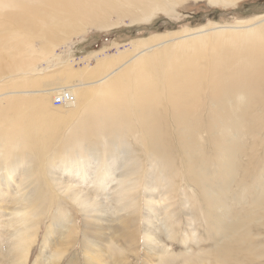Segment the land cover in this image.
<instances>
[{
	"label": "rangeland",
	"instance_id": "1",
	"mask_svg": "<svg viewBox=\"0 0 264 264\" xmlns=\"http://www.w3.org/2000/svg\"><path fill=\"white\" fill-rule=\"evenodd\" d=\"M193 1L194 0H169L170 4L167 12L161 10L150 21L144 22L141 20L129 21L128 18H125L124 21H122L121 19L120 21H116L117 16L113 14L110 17L111 21H107L105 27L102 28L93 26L88 30V32L80 37L73 36L65 42H54V45L50 47L48 52L45 50L44 46L50 43L49 41L51 39L49 36L43 37L39 33L30 32L29 30L19 28L16 25L13 26L14 28H11L16 31V35H18V37L20 36L21 44H19L18 49H14L15 51H12V49H10L8 51V54L11 55V51L14 54H29V65L24 66V68L28 69L26 72H21L19 75H14L13 78L10 76V78H7L3 82H0L3 83L0 86V92L4 89L3 91L9 90L10 92H13L14 90H22L24 92L25 90L32 91L29 93H37L35 96H37L38 99L35 98V101L32 105L37 107L35 112L41 114V121L34 120L30 115H25L22 117L23 119H18L12 126H22L23 123L25 125H30V127L47 126L48 129L46 130V132L52 130L55 133L57 132V135H53V144L49 147V153H46L47 155L45 156V158L41 154H38L36 152V144H28L27 146L33 147H25L22 151H19L15 156L25 157L23 161H19V163L16 164L17 170L12 174V177L10 179L8 177L6 178V173L3 174L7 170L6 169L4 171L3 169H5L10 164L6 163V160L4 159V163L2 162V167L0 166V176L2 177V179L0 177V197H3V199L2 197L0 198L2 199V202L0 203L4 204L3 207L5 209L4 213L0 215V264H90L88 262L91 259L88 258L90 257V254H93V258L98 259L101 264H264V173L261 169V167H263L264 169V166H262V164L264 165V142H261L263 143L261 146V143L259 142L261 140H258L260 139V137H262V135L264 137V130H262V132L260 130V126H262V128L264 129V125H262L264 120L263 122L261 120L259 121L260 113H258L259 118L257 117V121L261 123L258 122L256 124L253 122V125L255 124L254 126H251V122L253 121H251L250 119L251 116L249 115V117L246 113L249 117L248 119H250L251 121L248 122V125L252 130L255 131L249 129V126H246L248 128L244 127V123L242 122L244 121V119L242 120L239 116H244L245 114H241V112L238 116L240 120L234 117L235 126L229 125V127L232 128V130L230 131L226 123L227 119L224 118L223 120V118L219 115L220 120L224 121V124H226L220 125L221 122L217 118L218 115L216 117L215 114V117H213L217 119H213V117L210 116L211 114H209L208 110H211L210 108L211 106L213 107V105L211 103H207L209 106L207 104H203L205 106H203V108H205L206 110L205 114L203 115L206 117L209 115V119L211 118V122L206 117H203L205 120L204 122L201 121V123L203 122V129H201L202 131L199 130V132L203 134L202 138V134L199 133L201 134L199 135L201 147H194V152L191 147L184 146L185 144L184 142H182L183 140L178 134L177 127L179 126L176 127V120L173 115L171 116L172 106H170L171 104L168 102V88L165 87L166 91L163 88L159 92V98L156 100L159 102L158 105L153 106L155 108L154 110H157L156 114L161 118L158 119V124L160 125V139L158 138L157 140V143L159 145L157 152H160L161 154H154L152 151H149L148 148L150 144L151 146L153 145L151 143L150 137L154 134V132L152 131L148 134L146 130L143 129V123L140 122V119L138 118V112L134 102L130 105L134 108H130L129 113H124L123 116L120 117V121L112 120L111 117H113V114L111 115L109 106H102L101 116L97 115L93 109V106L95 105L92 99V97L94 96L93 94H90V98L87 99L90 101V103L88 102L87 105L88 109H83V104H85V101H83L81 104L80 101L82 100L79 99L78 109L76 111H70L71 107L68 108L62 105H55L53 103V98L54 95H56V92L51 91L50 93L45 95L43 93H40L47 88H61L64 86L73 87V85H75V91L77 95L80 91L82 93L87 89H91L90 86L94 85L91 84V82H94V80L97 81L104 74L112 71L117 67H120L122 64L123 66H125V64H128V56H133L137 51L144 48L145 44L141 42L143 38L149 39L153 36H162L164 34L167 35V38H170L172 37V35L181 36L182 34H184V31L180 30L193 31L194 29L208 25L212 22L232 25L237 23V21H254L260 19L261 17H264V0H243L242 2L238 1L237 4L234 5H211L208 4L205 0H197L195 2ZM8 13L9 12H6L5 10L2 12V15L4 16L0 17V19L6 20L2 21V23H12V18L8 16ZM2 23L0 24V30L1 32L6 33L8 29H3V27H1ZM156 33L160 35H157ZM207 39L208 42L204 45L203 50L200 52L203 55L202 58L206 62L210 61L212 54L211 52L214 47V44L211 42L214 40L213 37L211 39ZM14 43H17V41L12 42L11 45ZM33 48L36 50L34 54L30 53ZM161 48L163 49V47ZM174 49L175 46H170V50L173 51ZM96 50H99L101 52L98 57L90 54L91 52H94ZM156 50L157 49H155L154 46L150 50V54L151 52L154 54V51ZM156 52V54H160V56L163 55V52L161 51L160 53L159 51ZM150 54L148 53L147 55ZM110 57H119L121 61L116 62L113 65H103L101 67L98 66L99 61ZM166 57L175 58V54L168 53L166 54ZM204 60L200 61L203 62ZM164 65L165 64H159L157 66L160 67L159 73H157L158 76L161 74L160 71L164 68ZM206 65H209L211 67L210 63H207ZM209 66L208 68L206 67L208 69V72L205 74L206 76H204L205 79H209ZM69 74H75V78H69ZM14 79H16V83H12V80ZM80 82L83 83L80 84ZM128 82L129 81L120 80L121 86L130 89V94L135 95L137 89L135 87V84L131 83L130 85H127ZM159 85L160 87L163 86L161 80ZM92 89L95 88L93 87ZM25 94L26 93H20V91H18V93H16L15 95L16 98H19L20 100L29 98V96H26ZM10 97H12V94L7 93L6 96L0 97V101ZM202 99H207L209 102L208 98L203 97ZM262 103L264 104V101ZM258 106L259 105H255L256 108ZM262 108L264 109L263 106ZM53 112H59L61 116H55ZM74 112H77V114L69 118L63 115ZM92 112L95 113V120H93ZM206 113L208 114L206 115ZM261 115V118H264V114ZM245 119H247V117ZM217 120H219L218 123L220 124L216 123ZM3 123H5L6 125L2 127V129L6 130L7 126L10 124V120H3ZM249 123H251V125ZM208 124L210 125V127ZM245 124L247 125V122ZM258 124H261L259 125V128ZM127 125H130V129L125 128ZM103 127L106 128L102 130L101 128ZM205 127L206 131H208L206 132L207 134L204 133ZM220 127H222V130H220ZM225 127L228 128L227 130L230 132L229 134H227V130H225ZM242 128H246V130L243 129L245 130L243 131ZM223 129L224 131H226V134L224 133V136L226 137H224L223 134H218L217 136L216 132L221 133ZM210 131L212 133H210ZM250 131L252 135H250ZM102 132L105 135L104 137L103 134L97 135L98 133ZM160 132H162V134ZM260 132L261 136L257 137L256 134L258 133V135H260ZM231 133H233V135ZM82 134L88 135L86 137H81L80 135ZM118 134L119 136L117 138ZM234 135L238 138H234ZM252 136L255 140L257 138L258 139L255 141ZM136 137L138 138V140ZM240 138L242 140H240ZM77 139H83L84 146H82ZM237 139H239V143H237ZM261 139L263 140L264 138ZM44 140L45 139L41 141ZM103 140L114 141L113 144L118 143V146L110 145V143L108 145L107 141ZM140 140L142 141V143ZM202 140H204L205 142ZM201 141L203 142L204 146ZM215 141L218 142L216 143ZM227 141L229 143H227ZM257 141L259 144L257 143ZM105 142L107 144H105ZM211 143L213 144L211 145ZM247 143H249V146L245 145ZM254 143H257L261 148H257V144L253 146ZM67 144L69 146H75L77 148L88 147L89 149L85 150L86 153H91L98 156V160H95V162L91 166L92 170H88L90 174L87 175V177L81 176V172L78 174V176L81 178L85 177V180L83 181L78 180L80 179L78 176L69 177L65 169H62L61 174H63V172L64 174H67H63L64 176L62 175V177L59 173L61 170L58 169L57 171V169H55L57 173H59L60 177H62V179H66V182L69 185L76 186L77 189L80 187L83 188L80 189L84 192L86 191L93 199H95V202L97 201V204H99L98 208H91L88 200L85 199H69L71 193L64 191L62 185L58 184L53 177L54 174H57L55 173L56 171H54L53 166V171H49V169H51L49 161L52 162L51 158L54 156V154L56 155V152L63 151ZM103 144H105V147ZM250 146H252L255 150L251 147L253 150L252 151ZM98 147L100 148V151H97V149L99 150ZM110 147L113 148L110 149ZM223 147L227 149L224 148L223 150ZM241 147L243 150L241 149ZM122 148H124V150ZM189 148L191 149L190 152L188 151ZM113 149L118 150L121 155L119 161L113 164L112 172L115 174V177L114 174H111L109 176L104 172L105 170H108L106 167V163L108 161L107 156L112 153ZM163 149H165L166 151ZM239 149L240 151H238ZM247 149L248 151H246ZM260 149L262 150L259 151ZM197 150L201 151L198 152ZM204 151L206 154H203ZM230 151L234 152L235 154V157L231 160L228 156V153ZM243 151L245 152L243 153ZM187 152L191 153V155H189ZM199 153H201V155ZM221 153H224V156L223 154L221 155ZM225 155H227L228 157L226 158ZM222 156L225 159L221 161ZM11 157L14 158V156ZM237 158L238 160H236ZM261 158L262 160H259ZM42 159L47 161L43 163ZM98 161L101 162V165L105 164L106 166H99L100 163ZM154 161H156V163H154ZM191 161H193L194 164ZM231 161L233 163H231ZM23 162L25 163L23 164ZM53 162V165L55 164V162H58L55 165L61 163V161L57 157L53 159ZM259 162L261 165H259ZM247 163L249 164L246 165ZM152 164L154 166L156 164L157 165L154 167L151 166ZM230 164H232V166L234 165V170L232 173L226 174V172L223 171L224 168H221V166H224L226 168V166ZM55 165L54 167H56ZM59 165L61 166V164ZM122 165H124L125 167ZM97 166H99L100 168H97ZM254 167L257 169H255ZM97 169L102 170L100 171ZM116 170L118 174L115 173ZM124 171L125 173L123 174ZM153 171L155 172L153 173ZM162 171L164 173H162ZM99 172H104L106 178L105 176L103 177V174ZM151 173H153L154 175L158 174V177L155 176L158 182L155 180L153 174ZM125 174L127 176H125ZM208 174L210 175L209 177H207ZM3 175L5 177H3ZM50 175L52 176L51 178ZM95 175H97L96 177L100 176L101 178L98 177V179H96V177L94 178ZM118 175L120 176V179ZM203 176L208 179H203ZM68 177L72 179L69 180ZM76 177H78L77 180ZM88 177L92 179H89ZM110 177L113 180L117 178L119 180L112 181L110 180ZM164 177L165 179H163ZM5 178L8 180H6ZM51 179L55 181H52ZM18 180L20 181V183ZM72 180H74L75 182L72 183ZM121 180L123 181V183ZM124 180H126L127 185H125ZM8 181H11L12 184ZM87 181L90 182L87 183ZM111 181L114 183H110ZM76 182L78 185L80 184L79 187ZM131 182H135V184L133 183L135 185H133L134 187L132 186L133 188H131ZM222 182L225 185H223ZM74 183L76 185H74ZM256 183L258 184V186ZM5 184L8 186H6ZM16 184H18L19 189ZM101 184L103 185L102 189L100 188ZM118 184H123L124 187L126 186V191L128 189V192L125 193V189L123 186L122 188L121 185L120 187L124 190H121L119 188L117 192L115 188L119 186ZM216 184H218L220 187L218 185L217 187ZM222 185L223 187L221 188ZM246 185H248L249 187ZM84 187L86 188V190H84ZM97 187H99L100 189H97ZM151 187L156 189L151 190ZM88 189H92L91 191L93 193H91V191H89ZM147 189L150 190L149 193L147 192ZM206 189L208 193H206ZM119 190H121V192L124 194L123 198H121L122 195H119L121 193ZM219 190H221L223 194H221ZM16 191H18L19 194ZM213 191L215 193V198L217 197V200L218 198H221V203H223L225 206L219 203V207L221 205V208H219L218 205L215 204L217 200L215 201L214 196H212L214 194ZM209 192L210 194L212 193L211 196L209 195ZM219 192L221 194L220 196L218 194ZM94 193L95 196H93ZM151 194H153V196H151ZM21 195L24 196L22 197ZM25 195L30 196L31 201H36V205L34 206L36 212L34 213L37 214L36 216L30 218V222L26 226L22 223V221H20V219L16 221L12 214L9 213V209H11L13 212V209L15 207L17 208V206L19 205L18 202L20 196L23 199L26 197ZM207 197H209L211 201L214 200L213 202H211V204L214 203L215 208L218 207L216 211L217 213L218 210H220L221 213L224 212L223 215L225 216H223L222 220L219 217L221 216L220 213H218L219 215L217 214L218 218H220H217V220L215 219L216 217L213 216L215 214L211 215V212L214 213L215 209H212L214 207H212L213 205L209 204L210 199H208ZM117 198H119V200ZM149 198L153 200L150 201ZM148 199L150 203H153L149 204V202L147 201ZM157 200H160V202H158ZM209 205L211 206V208H209ZM60 208L61 212L59 211ZM99 208L101 209L99 210ZM150 208L154 209V212H152ZM206 208L209 209L208 212L206 211ZM7 209L8 211H6ZM207 214L213 216L214 218L208 217ZM112 218L114 219V221H116L113 222ZM149 218L150 220H148ZM5 219H7V223H5ZM214 219L215 221L219 222L212 221L211 223L210 221ZM11 220H15L16 222ZM207 222L211 223V225L207 224ZM248 222L251 229H249L250 227L248 226ZM11 223H14V228L13 226L11 228ZM113 223L116 226H113ZM239 223L240 225L243 224L244 227L245 225L247 226L244 229L245 231L242 232L244 227L242 225L240 226ZM6 224L9 226H7ZM28 225L30 226L29 231H27L29 237L32 234L35 236L32 235V240V237H28L24 243V241H21V237H18L19 234L21 235L19 231L20 229L21 231H23V228L28 227ZM125 225H127L126 228L129 230H127L126 228L123 229L124 227L122 226ZM148 225H151L152 227H149ZM227 225L230 227L227 228ZM220 226L221 230L219 229ZM148 227L150 229H148ZM222 227H226L224 231L227 230V233L222 231ZM236 227L239 229H237ZM97 228L102 229L104 233L98 232ZM121 229H123V231ZM15 230H18V232L16 231L18 235ZM131 230L132 233H135L136 240H134L136 243L134 242V240L129 241L127 239V235H132ZM149 230H152L153 233H151L152 231L150 232ZM14 232L16 233L15 235ZM121 232H127V234L125 235ZM147 232L150 237L152 236L151 239L150 237L148 238V240L146 239L147 237L145 236V233ZM235 232L237 234H235ZM222 233H225L224 236L222 235ZM228 234H230V236H228ZM105 235H107V237ZM220 238H222V240ZM28 240L31 242L28 243ZM146 241H149V243H146ZM86 242L91 245V248H89L88 252V245ZM28 245L30 247H27ZM150 247L155 249V252L157 253H155L156 255L148 254L149 251L150 253H154V249H150L149 251L147 250ZM161 247L163 248V251H161ZM58 249L59 253L57 252ZM164 249L166 250V252L164 251ZM247 249L257 251L254 252V254H247L245 252L241 254V251ZM26 253H28L27 256ZM91 264H93V262H91Z\"/></svg>",
	"mask_w": 264,
	"mask_h": 264
},
{
	"label": "bare ground",
	"instance_id": "2",
	"mask_svg": "<svg viewBox=\"0 0 264 264\" xmlns=\"http://www.w3.org/2000/svg\"><path fill=\"white\" fill-rule=\"evenodd\" d=\"M195 1H197V0H194L193 2H195ZM205 1L211 5H213V4H224V5L231 4V5H234V4H237L238 1L242 2L243 0H205ZM169 4H170L169 0H0V17L4 16V15H2V12L5 10L6 12H9L8 16L10 18H12V23H7V22L2 23V21H6V20L0 19V24L2 23L1 27H3V29H8L6 31V33L1 32V30H0V82H3L5 79L10 78V76L13 78L14 75H19L21 72H26L28 70V69L24 68V66L29 65V54H19V53L14 54L12 52V51H15L16 49H18L19 44H21L20 36L18 37V35H16V31L14 29H11L14 25L18 26L19 28L29 30L30 32H33V33H39L43 37L49 36L51 39L49 41L50 43H48L47 45L44 46L45 50L48 52L50 47L52 45H54L53 44L54 42H57V43H59L61 41L65 42L66 40H69L73 36L80 37V36L84 35L86 32H88V30L93 26L94 27L98 26V27H102V28L105 27L106 22L111 21L110 17L113 14H115L117 16L116 21H120V19L122 21H124L125 18H128L129 21H139V20H141L143 22L144 21H150L161 10L167 12ZM180 31H184V34H182L181 36L172 35V37L167 38L166 37L167 35L164 34L162 36H153L152 38H149V39L143 38L141 42L143 44H145L144 48L137 51L133 56H128V58H127L128 64H125V66H123V64H122L120 67H117V68L113 69L112 71L104 74L97 81L94 80V82H91V84H94V85L90 86L91 89H87V90L83 91L82 93L80 91L78 95L75 91V85H73V87L64 86L61 88L60 87L47 88L40 93H43L45 95V94L50 93L51 91L56 92V95L61 96L62 99L65 100V104L63 106L68 107V108L71 107L70 111H76L78 109L79 99L82 100V101H80L81 104L83 101H85V104H83L84 105L83 109L84 110L88 109L87 105H88V102L90 103V101L87 99L90 98V94H93L94 95L93 97H95V98L92 97V99L95 103V105L93 106L95 113L97 115L101 116L102 106H109L110 111H111V115L113 114V117H111L112 120H120V121H121L120 117L123 116L124 113L127 114V113H129L130 108H134L133 106H130L134 102L135 107L137 108L138 118L140 119V122L143 123V126H142L143 129H145L148 134L152 131L154 132V134L151 135V137H150L151 143L153 144L152 145L153 147L151 146V144L148 147L149 151H152L154 154L160 153V152H157V149L159 146L157 143V140H158V138L160 139V134H159V130H160L159 126L160 125L158 124V119L160 117H158V115L156 114L157 110L155 111L154 110L155 108L153 106L158 105L159 102L156 100L159 98L158 97L159 92L161 89H163V88L165 89V87L168 88V99H169V101L168 100L167 101L171 104V105L170 104L169 105L172 106L171 107L172 108L171 109L172 114L171 113L170 114H171V116L173 115L175 120H176V123H175L176 127L179 126V127H177L178 128V134H179L180 138L183 140L182 142H184V144H185L184 146L185 147L186 146L191 147L194 152H195L194 147H197V148L201 147L199 135H201L202 133L199 132V130L203 129L202 124L205 121L203 117H206L203 115L206 112L205 108H203V106H204L203 104L206 105L207 103H211L213 105V107L210 105L211 110H208L209 114H211L210 116L215 117V114H216V117L218 115L217 118L219 120H220V116L223 118V120H224V118H226L227 119L226 123H227L228 127H229V125L235 126V124H234L235 120L234 119L235 118L239 119V117L242 120L244 119L245 122L242 121L244 123V127L249 126L248 122L250 121V119H251V121L253 120L252 122L250 121L252 123V125H251V123H249L251 126L255 125V124L253 125V122L256 124L260 120L263 122L264 118H261L262 117L261 114H264V112H260V111H264V109L262 108V106L264 107V104L262 103L264 101V92H263V89H264V17H261L260 19H257L254 21H243V20H241V21H237V23L232 24V25H225V24H219L217 22H212L208 25L194 29L193 31H189V30H180ZM157 35H160V34H157ZM212 37L214 40L211 42L214 44V47H213L212 52H211L212 54H211L210 61L206 62L202 58L203 55L200 52L203 50L204 45L208 42L207 38L211 39ZM14 41H17V43H14L11 45V43ZM154 46H155V49H157L156 51H159V53H160V51L163 52L162 56H160V54H156L157 53L156 51H154V54L152 52L150 54V50ZM170 46H172V47L175 46V49L173 51L170 50ZM161 47H163V49ZM10 49H12L11 55L8 54V51ZM35 51L36 50L33 48L30 51V53L34 54ZM207 51H209V50H207ZM100 53L101 52L99 50H96L94 52H91L90 54L94 55L95 57H98ZM148 53L150 55H147ZM168 53H170V54L174 53L175 58L166 57V54H168ZM199 59L204 60V61L201 62ZM119 61H121V59H119V57L118 58L117 57L116 58H113V57L105 58L102 61L98 62V66L101 67L103 65H107V66L113 65ZM207 63L208 64L210 63V65H211V67L208 65L210 68L209 75H208L209 79L204 78V76H206L205 74L208 72L207 71L208 66L206 65ZM159 64H165V65L163 66L164 68L160 71L161 74L158 76L157 73H159L160 67H157V66ZM68 76L71 79L75 78V74H69ZM120 80L129 81L127 85H130L131 83L135 84V87L137 88L136 94L135 95L130 94V89H128L124 86H121ZM160 80H161V83L163 85L161 87L159 85ZM12 83H16V79L12 80ZM82 83L83 82H80V84H82ZM2 84L3 83H0V86ZM93 87L95 89H92ZM3 90H1V92H0V97L6 96L7 93L12 94V97L6 98V99L0 101V116H2V117H0V166L2 167V162L4 163V159L6 160V163L10 164L5 169H3L4 171L7 169L6 172H4L3 174L6 173V178L8 177L10 179L12 177V174L15 173V171L17 170L16 164L19 163V161H23V159L25 157V156L17 157L15 155L19 151H22L25 147H33V146H27L28 144H30V145L36 144V147H35L36 152L38 154H41L45 158V156L47 155L46 153H49L48 152L49 147L53 144L54 140L52 137H53V135L54 136L57 135L56 134L57 132L55 133L52 130L46 132V130L48 129L47 126L30 127V125H27V124L25 125L24 123L22 124V126H17V125L12 126L18 119H21L25 115H30L34 120L41 121V117H40L41 114L36 113L35 110L37 109V107L32 105L35 101L34 99L35 98L38 99L37 96H35L37 93H29L32 91H25V90H24V92L22 90H14L13 92H10L9 90L8 91L7 90L3 91ZM18 91H20V93H26L25 95L29 96V98L21 99V100L19 98H16L15 94L18 93ZM165 91H166V89H165ZM96 92H97V94H96ZM203 97L208 98L209 102L207 99L203 100L202 99ZM256 99H257V102H256ZM254 104L259 105L258 107L260 109L257 107L259 109L258 110ZM77 112L69 113V114H63V115H65L67 118H69L73 115H76ZM240 112H241V114H245V115L244 116L240 115L239 114ZM92 113H93L92 114L93 120H95L96 119L95 113L94 112H92ZM246 113L248 114V116L249 115L251 116L250 119H248L250 116L248 117ZM258 113H260V115ZM53 114L55 116H59V117L61 116V114L59 112L58 113L53 112ZM207 114L208 113H206V115ZM258 115L260 116V118ZM214 117H213V119H217ZM246 117L248 120L245 119ZM257 117L259 118V121H257L258 120ZM263 117H264V115H263ZM38 118H40V119H38ZM206 118L211 122V118L209 119V115ZM6 119L10 120V124L7 126L6 130H3L2 127H4L6 125L5 123H3V120H6ZM226 119H225V121H226ZM219 120H217L216 123H218ZM254 120L257 122H255ZM162 121H163V119H162ZM201 121H203V122L201 123ZM213 121H215V120H213ZM197 122H198V124H197ZM220 122H221V124L218 123L220 125L225 123L222 120H220ZM246 122H247V125L245 124ZM200 123H201L202 128L200 127ZM243 123H242V125H243ZM259 123H261V122H259ZM263 123H262V125H264ZM224 125H226V124H224ZM259 125H261V124H258V128H259ZM213 126H215V125H213ZM239 126H241V125H239ZM123 127H122V129H123ZM209 127H210V125H209ZM237 127H236V129H237ZM260 127H261L260 130L262 132V130H264V129L262 128V126H260ZM105 128L106 127H103L101 129L103 130ZM125 128L130 129V125H127ZM220 128L219 129L222 130V127H220ZM246 128H248V127H246ZM246 128H242V130L243 129L246 130ZM210 129H212V128H210ZM227 129L228 128H226L225 130H227ZM249 129H251V127ZM256 129H257V125H256ZM100 130H99V132H100ZM216 130H218V129H216ZM220 130H218V131H220ZM229 130L231 131L232 128L229 127ZM245 130H243V131H245ZM223 131H224V129H223ZM252 131H255V130H252ZM206 132H208V131H206V127H205L204 133H206ZM222 132L221 133L216 132L217 133L216 135L218 136V134H220V135L223 134V136H224V133L226 131H224L223 133ZM261 132H260V135H258V133L257 134L255 133L257 135V137L261 136ZM160 133L162 134V132H160ZM199 133H201V134H199ZM210 133H212V132L210 131ZM229 133L230 132L227 130V134H229ZM249 133H250V135H252L251 131ZM99 134H103V137L105 136L103 132L98 133L97 135H99ZM164 134H166V133H164ZM231 134L233 135V133H231ZM87 135L88 134H82L80 136L86 137ZM142 135H144V134H142ZM235 135H234V138L237 137ZM118 136H119V134L117 135V138H118ZM140 137H141V135H140ZM176 137H177V135H176ZM210 137H212V136H210ZM224 137H226V136H224ZM254 137H255V135H254ZM254 137L252 136L253 139H254ZM202 138H203V134H202ZM241 138H240V140H242ZM261 138H264L263 135H262V137H260V139L257 138L258 140H261V141H259L260 143L264 142V139L262 140ZM43 139H45L47 141H45V140L41 141ZM77 140L79 141V143L82 146H84L83 145V142H84L83 139L82 140L77 139ZM137 140H138V138H137ZM198 140H199V143H198ZM237 140H238L237 143H239V139H237ZM58 141H59V139H58ZM103 141H107V140H103ZM202 141H204V140H202ZM206 141H208V140H206ZM218 141H215V142L217 143ZM113 142L114 141H107L108 145L110 143V145H117L118 146V143L113 144ZM244 142H247V141H244ZM49 143H50V145H49ZM107 143L105 142V144H107ZM141 143H142V141H141ZM227 143H229V142L227 141ZM257 143H258V141H257ZM105 144H103L104 147H105ZM202 144H203V142H202ZM212 144L213 143H211V145ZM248 144L249 143H247L245 145L247 146ZM256 144L254 143L253 146ZM258 144L256 145V147L261 148V147H259ZM262 144L263 143H261L260 145L262 146ZM209 145H210V143H209ZM203 146H204V144H203ZM251 147L252 146H250V148ZM112 148L110 147V149H112ZM224 148L225 147H223V150H224ZM252 148H251V150H252ZM88 149H89L88 147L77 148L75 146H69L67 144L63 151L56 152V155L54 154V156L51 158L52 162L49 161L51 169H49V168H47V169H49V171L50 170L53 171V169H52V166H53L54 171H56L55 169H57V171H58V169L61 170L59 172L60 174L62 172V169H65V171L68 173L69 177L78 176V174L80 172L82 173V174L80 173L81 176L87 177V175L90 174L88 172V170L91 169V166L93 165L95 160H98L97 155H93L91 153L85 152V150H88ZM122 149L124 150V148H122ZM225 149H227V148H225ZM241 149H242V147H241ZM113 150H112V153L107 156L108 157V161L106 163L107 166L105 164L101 165V162L98 161L100 163L99 166H103V167L106 166L107 167L108 170H105L104 172L106 175H109V176L111 174H114L112 172L113 171V164H115V162L117 163L120 159V156H121L120 152H118V150H114V151ZM163 150H165V149H163ZM183 150H185V149H183ZM190 150L191 149L189 148L188 151L190 152ZM216 150H218V149H216ZM242 150H241V152H242ZM251 150H249V151H251ZM261 150L262 149H260L259 151H261ZM97 151H100V148H99V150L97 149ZM199 151H201V150H199ZM238 151H240V149ZM246 151H248V149ZM263 151H264V147H263ZM224 152H226V151H224ZM244 152L245 151H243V153ZM193 153H192V155H193ZM253 153H255V152H253ZM188 154L191 155V153H188ZM199 154L201 155V153H199ZM203 154H206L205 151ZM222 154L224 156V153H221V155ZM237 154H240V153H237ZM183 155H184V153H183ZM221 155H220V157H221ZM242 155H244V154H242ZM11 156H14V158ZM55 156L57 158H59V160L61 161V163H59V164H61V166L59 164L55 165L58 163V162L57 163L55 162L54 165L56 167H54L53 159L56 158ZM195 156H194V158H195ZM223 156L221 158V161L223 159H225ZM225 156H226V158L229 156V159L231 160L232 158L235 157V154H234V152L230 151L228 153V156L227 155H225ZM204 157H205V155H204ZM250 157H251V155H250ZM236 160H238V158ZM253 160H251V161H253ZM259 160H262V158ZM42 161H43V163H45L47 160L42 159ZM191 162H193V161H191ZM24 163L25 162H23V164ZM154 163H156V161H154ZM231 163H233V162L231 161ZM193 164H194V162H193ZM248 164L249 163H247L246 165H248ZM18 165H20V164H18ZM29 165H28V167H29ZM217 165H218V163H217ZM221 165H222V163H221ZM259 165H261L260 162H259ZM99 166H97V168ZM122 166H124V165H122ZM151 166H154V165L152 164ZM233 166H232V164H230V165L226 166V168L224 166L223 167L221 166V168H224L223 171L226 172V174L227 173L229 174V173L233 172V170H234ZM256 166H257V164H256ZM262 166H264V165L262 164ZM257 168H258V166H257ZM257 168H255V169H257ZM161 169H163V168H161ZM261 169L263 170V173H264L263 167H261ZM97 170H100V169H97ZM57 171L55 173H57ZM170 171H171V169H170ZM203 171H201V172H203ZM104 172L103 173L99 172V173H102L103 177L105 176V178H106V175L104 174ZM150 172H149V174H150ZM154 172L155 171H153V173ZM22 173H23V171H22ZM59 173H57L58 176H57V174L56 175L54 174L53 177L55 178V180L57 181L58 184L62 185L64 191L71 193V196L69 197V199L70 198H73L74 200L85 199V200H88L91 208H93V209L98 208L99 204H97V201L95 202L94 201L95 199H93L86 191L85 192L82 191L81 189H83V188L80 187L81 189L80 188L77 189L76 186L69 185L66 182V179L65 180L62 179V177L67 173L64 174V172H63L64 175L61 174V176L63 175L62 177H60ZM115 173L118 174L117 170ZM124 173H125V171L123 172V174ZM153 173H151V174H153ZM162 173H164V172L162 171ZM93 174H96V173H93ZM97 175H95L94 178ZM171 175H172V173H171ZM24 176H26V175H24ZM125 176H127V175L125 174ZM153 176H154V178H155V176L158 177V174L157 175L153 174ZM209 176L210 175L208 174L207 177H209ZM3 177H5V176L3 175ZM45 177H47V176H45ZM51 177L52 176L50 175V178ZM78 177H76V180ZM85 177H82L83 179L81 177H79L80 179H78V180L83 181V180H85L84 179ZM98 177L101 178L100 176H98ZM98 177H96V179H98ZM114 177H115V174H114ZM116 177H117V175H116ZM118 177L120 179L119 175H118ZM168 177H170V176H168ZM199 177H201V176H199ZM68 178H67V181H68ZM112 178H113V176H112ZM205 178L206 177L203 176V179H205ZM1 179H2V177H1ZM70 179H72V178H69V180ZM89 179H92V178H89ZM119 179L117 178L115 180H119ZM123 179H125V178H123ZM163 179H165V177ZM206 179H208V178H206ZM6 180H8V179H6ZM55 180H52V181H55ZM107 180H108V178H107ZM110 180L115 181V180L111 179V177H110ZM155 180H156V178H155ZM91 181H93V180H91ZM112 181L110 183H114ZM124 181H125L124 182L125 185H127L126 180H124ZM220 181H222V180H220ZM243 181H245V180H243ZM73 182H75V181L72 180V183ZM88 182H90V181H87V183ZM94 182H95V180H94ZM94 182H93V184H94ZM9 183H11V181ZM19 183H20V181H19ZM96 183H98V182H96ZM122 183H123V181H122ZM133 183L135 184V182H133ZM133 183L131 182V184H132L131 188H133L135 186ZM76 184H77V182H76ZM76 184L74 183V185H76ZM16 185L18 186V184H16ZM118 185L119 186H117V187L115 186L116 187L115 190H117V192H118L119 188L121 190L125 189V191H124L125 193L128 192V189L126 191V186L124 187L123 184H118ZM120 185H121V187L123 186L124 189H122L123 187L121 188ZM161 185H162V183H161ZM202 185H203V183H202ZM217 185L218 184H216V186ZM223 185H225V184L223 183ZM223 185L221 186V188L223 187ZM248 185H246V186H248ZM6 186H8V185H6ZM79 186H80V184L78 185V187ZM85 186H86V184H85ZM89 186H91V185H89ZM98 186H99V184H98ZM257 186H258V184H257ZM102 187H103V185L101 184L100 188L102 189ZM98 188L99 187H97V189ZM151 188H152L151 190L156 189L153 187H151ZM2 189H3V186H2ZM18 189H19V186H18ZM14 190H16V189H14ZM84 190H86V188ZM88 190L91 191L92 189L91 190L88 189ZM121 190H119V191L121 192ZM18 191H16V192L19 194ZM21 191H24V190H21ZM149 191L150 190H148L147 192L149 193ZM206 191H207V189H206ZM219 191L221 192V190H219ZM155 192H156V190H155ZM220 192L218 193L219 196L221 194H223L222 192L220 194ZM91 193H93V192L91 191ZM206 193H208V191ZM213 193H214V191H213ZM119 195L120 196L122 195L121 198H123L124 194L121 192ZM209 195L211 196L212 193L210 194V192H209ZM214 195H215V193L212 196H214ZM21 196L23 197L24 195H21ZM21 196L19 198V202L17 200V202L19 204L17 206V208L15 207L13 209V212L11 209H9V208L8 209H9V213L12 214V216L15 218L16 221L18 219H20V221H22V223L25 224V226H26L30 222V218L37 215L36 213H34V212H36V209L34 208V206L36 205V201H31L30 196L25 195L26 197L23 199ZM93 196H95V193ZM120 196H119V198H120ZM151 196H153V194H151ZM119 198H117V199L119 200ZM207 198L210 199L209 197H207ZM214 198H215V196H214ZM2 199H3V197H2ZM2 199H0V202H2ZM98 199H99V197H98ZM149 199L147 200L148 202H149ZM220 199L221 198H218V200H220ZM152 200L153 199H150V201H152ZM160 200L159 201L157 200V201L160 202ZM214 200L216 201L217 197ZM218 200L215 203L218 205V207H219V203L224 205L223 203H221L222 200H220V201H218ZM5 201H6V199H5ZM209 201H210L209 204L213 205L212 207H214L212 209H215V211L213 210L214 213L210 211L211 215L215 214L216 216L215 215H213V216L216 217L215 219L217 220V218H218L217 214L220 213V215L222 217L221 216H219V217L222 220L223 216H225V215H223L224 212L221 213V211L218 210V213H217L216 212L218 209L217 205H216L217 208H215V206H214L215 204L214 203L211 204V202H213V201H211V199ZM158 202H156V203H158ZM152 203L149 202V204H152ZM154 204H155V202H154ZM3 205H4L3 203H0V215L2 213H4V211H5ZM210 205H209V208H211ZM219 208H221V205ZM8 209L6 211H8ZM100 209L101 208H99V210ZM207 209L208 208H206V211L208 212L209 209L208 210ZM151 210H152V212H154L153 211L154 209H151ZM59 211L61 212V208ZM149 213H151V212H149ZM149 215H151V214H149ZM211 215H208V217L214 218ZM144 218H146V217H144ZM147 218H148V216H147ZM220 218H218V219H220ZM258 218H259V216H258ZM215 219L211 220L210 222L211 223H212V221L213 222H219V221H215ZM6 220L7 219H5V221ZM15 220H11V221H15ZM102 220H104V219H102ZM148 220H150V218ZM209 220H207V221H209ZM115 221L113 219V222H115ZM239 221H240V219H239ZM250 221H252V220H250ZM5 223H7V221ZM14 223L13 224L11 223L12 224V225H10L11 228L14 225ZM18 223H19V221H18ZM211 223L207 222V224H209V225H211ZM244 223H246V222H244ZM228 225H230V224H228ZM228 225H227V228L230 227ZM239 225H240V223H239ZM241 225L243 226V224H241ZM7 226H9V225H7ZM113 226H116V225L114 224ZM126 226L127 225L122 226V227H124L123 229H125ZM248 226L250 227L249 222H248ZM149 227H152V226L150 225ZM149 227H148V229H150ZM246 227L247 226L245 225L243 230L241 228L242 232L245 231L244 229ZM13 228H14V226H13ZM20 228H17V229H20ZM220 228H221V226L219 227V229ZM222 228H223L222 231H224V229L226 227L225 228L222 227ZM23 229H24L23 231H21V229H20L21 232L19 231V233H21V235L19 234L18 237H21V241L22 242L24 241V243H25V240L29 237V234L27 233V231H29L30 226L28 225V227H25ZM123 229H121V230L123 231ZM230 229H232V228H230ZM230 229H228V230H230ZM237 229H239V228H237ZM249 229H251V227ZM97 230H98V232L104 233V231H102V229H100V228H97ZM127 230H129V229H127ZM146 230H145V232H146ZM152 230H153V228H152ZM16 231L18 232V230H15V232ZM15 232H14V235L17 233V232L15 233ZM127 232L126 233L121 232V233L126 235ZM224 232L227 233V230H225ZM131 233H132V230H131ZM151 233H153V231ZM217 233H219V232H217ZM237 233H238V231H237ZM237 233L235 232V234H237ZM12 234H13V232H12ZM224 234L222 233L223 236H224ZM17 235H18V233H17ZM32 235L30 237H32ZM33 236H35V235H33ZM105 236L107 237V235H105ZM127 236H128L127 239L129 241H133L134 239L136 240L135 233H132V235L129 234ZM145 236L147 237L146 238L147 240L150 237L148 232L145 233ZM228 236H230V234H228ZM124 237H126V236H124ZM151 237H150V239H151ZM231 238H233V237H231ZM250 238H251V236H250ZM32 239H33V237L31 238V240ZM220 239L222 240V238H220ZM97 240H98V238H97ZM135 240H134V242H135ZM149 241H151V240H149ZM149 241H146V243H149ZM183 241H185V240H183ZM247 241H250V240H247ZM29 242H31V241L28 240V243ZM67 242H69V241H67ZM150 244H149V246H150ZM65 245H66V243H65ZM87 245H88V248H87V252H88L89 248H91V245L89 243H87ZM67 246H68V244H67ZM27 247H30V246L28 245ZM150 249H154V248L150 247L147 250L149 251ZM161 249H162L161 251H163L162 247H161ZM58 251H59V249L57 250V252ZM148 251H146V252H148ZM164 251L166 252L165 249H164ZM256 251L257 250L247 249V250L241 251V254H243L244 252L247 254H249V253L254 254V252H256ZM155 253H156L155 249H154V253L153 252L150 253V251L148 252V254H153V255ZM27 254L28 253H26V256H27ZM24 257H25V255H24ZM148 257H149V255H148ZM88 258L89 259L91 258L88 261L90 264H91V262H93V264H95V263L101 264L100 261H98V259L93 258V254L92 255L90 254V257H88ZM151 261H152V259H151Z\"/></svg>",
	"mask_w": 264,
	"mask_h": 264
},
{
	"label": "built area",
	"instance_id": "3",
	"mask_svg": "<svg viewBox=\"0 0 264 264\" xmlns=\"http://www.w3.org/2000/svg\"><path fill=\"white\" fill-rule=\"evenodd\" d=\"M53 103L55 105H62L63 106L65 104V100H63L61 96L55 95L53 98Z\"/></svg>",
	"mask_w": 264,
	"mask_h": 264
}]
</instances>
